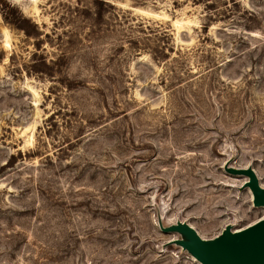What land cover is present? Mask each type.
I'll return each instance as SVG.
<instances>
[{
    "label": "rangeland",
    "instance_id": "374dc122",
    "mask_svg": "<svg viewBox=\"0 0 264 264\" xmlns=\"http://www.w3.org/2000/svg\"><path fill=\"white\" fill-rule=\"evenodd\" d=\"M264 0H0V264H202L264 217Z\"/></svg>",
    "mask_w": 264,
    "mask_h": 264
},
{
    "label": "water",
    "instance_id": "95a60500",
    "mask_svg": "<svg viewBox=\"0 0 264 264\" xmlns=\"http://www.w3.org/2000/svg\"><path fill=\"white\" fill-rule=\"evenodd\" d=\"M237 172L249 176L247 185L253 190L254 203L264 205V186L255 169L243 167ZM168 229L189 233L190 238L180 239V242L204 264H264V217L237 230L227 228L214 240L203 238L194 226L184 221Z\"/></svg>",
    "mask_w": 264,
    "mask_h": 264
},
{
    "label": "bare ground",
    "instance_id": "6f19581e",
    "mask_svg": "<svg viewBox=\"0 0 264 264\" xmlns=\"http://www.w3.org/2000/svg\"><path fill=\"white\" fill-rule=\"evenodd\" d=\"M252 189V188H251ZM252 192H253V190H252ZM264 206V205H263ZM200 260V259H199ZM201 261V260H200ZM202 262V261H201ZM202 264H204L203 262H202Z\"/></svg>",
    "mask_w": 264,
    "mask_h": 264
}]
</instances>
